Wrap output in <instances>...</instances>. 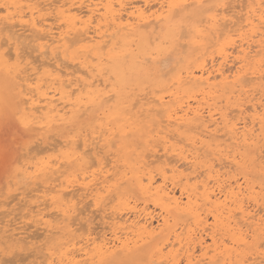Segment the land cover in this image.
Returning a JSON list of instances; mask_svg holds the SVG:
<instances>
[{"label":"bare ground","instance_id":"bare-ground-1","mask_svg":"<svg viewBox=\"0 0 264 264\" xmlns=\"http://www.w3.org/2000/svg\"><path fill=\"white\" fill-rule=\"evenodd\" d=\"M203 1L205 0H141V3H135L136 1L134 2V0H0V7H2V10L4 11H1L4 15H0V31H3L2 29L4 28L7 30V34H9V29L18 25L21 28H16V30L19 29L18 31H20V29H22L23 31L26 30V32L29 31L34 33L33 37H31V33L28 34L27 32L20 34L18 31L17 33L15 30H10V34L6 36L5 39L0 38V208L7 207L9 211L7 210L8 213L6 212V214L12 213L13 218L14 216H17L19 211L16 209L15 204L17 203V208L20 210V207H22L25 203L23 201L24 204L20 203L21 206H19L20 204L18 200L16 203L13 202L15 204H12V201L15 197L17 198V190L23 188L22 190L24 191L29 187L28 190L31 193L33 192L31 195V198L33 199L31 200L36 204L34 203L35 205H33L32 202H30L31 200L29 203L37 207L35 210L36 213L33 215V210L31 212L30 208H26L28 209V212H30L28 216L32 217L30 219H33V224L34 222L38 223L37 221L40 220L41 225L43 224L46 227V229H44L47 232H51V229H59L60 231H57L58 234L61 232L67 236H64L66 239L61 243L63 247H61V250L57 251L59 254H56V251V253L52 251V247H44L45 252L40 251L41 255L39 254L40 259L39 261H36L37 264H101L119 256L126 257L139 250L142 246L157 239L162 241L161 245L159 246L160 243L154 242L149 250V258L152 259L156 256L155 260H157V262L153 261L154 259L151 260L154 263L215 264V262L219 259V264H242V259L240 257L239 259H234V254H236L235 257L240 255V249L238 248L239 250L237 251L236 247L234 249V245H247L248 242L246 239H249L252 243H257L260 235L263 238L262 241H264V213L259 214L258 212L260 210L262 211V209L257 210L255 207L258 206L256 194H260L255 190V180H253L254 183H251L250 179L244 175L240 178L242 181H239L237 178L239 175H237L238 172L236 173V177L231 171L232 168L235 169L242 165L248 166L249 164H256L260 167L259 173L264 177V100H262L264 98L262 97L264 96V89H259L262 91H259V97H256L255 94L251 92V88L246 89V87L251 86H248L249 84H253L254 80H261L264 78V0H231V2L227 0L228 6L225 5L227 2L224 3L226 0L224 2H222L223 0L219 1L222 2L221 4H218L219 8L214 9L215 12L208 17L206 16L207 19L205 18L204 21L206 22V25L204 24L206 30L212 40H218L219 37L224 39L223 42L225 44L223 45V42H221L222 45L217 46L218 48H216V51H218L215 52V54L218 53V59H216L217 57H214L215 59L213 58V55L215 54L211 55L214 53L213 49H211L212 53H210V51L209 54L212 58H210L211 60L208 59L210 62L209 65L206 63V59L204 57L202 59L205 60H199L196 62L197 64H195L193 68L190 67L182 70L184 71L182 74L178 75V71L176 72L177 77L173 84H177L178 87L185 86V90L194 91V95L195 93H198V95L205 94L204 92H206V94L211 93L209 96L213 99L211 96L212 93L214 94L216 91L217 93H220V91L225 93L227 99L226 102H229V105L232 108L230 112L228 110L229 113L225 110L222 112L221 108L224 105L222 103V106L220 105L221 111H218L219 107L217 104L215 105L216 108L214 107L215 109L211 106L214 104H205L208 101H206L203 105V99H210H205V95L202 97V102H200L201 100H199L200 98L198 96L199 99L196 100L194 105H192V102V104L189 102L185 107H182L181 104L185 105L183 101L185 100L184 102H186L188 97L189 99L192 98L190 99L191 101L195 99H193V94L191 92L189 93L192 94L191 97L188 96L189 94H186L188 97L186 95H184V97L187 98H180L182 96L178 93V95H176L177 90L175 92L172 91L174 87L171 90L172 93H166L168 94V99L167 97L165 99L162 95V93L165 92H162L161 94L159 93V96L156 97H152L151 95L149 96L152 97V103L143 108L141 110V114L148 115L150 113L152 114V112L155 114H161L163 112L165 117L163 120L151 117L154 119L152 124L155 125V127L153 131L154 134L150 135L152 136L150 138H152V141L155 142L154 146H156V148L150 150L151 154L147 153L150 154V156L155 157L154 160L151 159V162L157 161L158 166L156 170H152L154 167L149 169L146 164H142L141 161H132L134 165L136 162H141L142 165L135 167L132 166L133 168H130L129 166V172L125 170V173L128 172L130 174L126 175L124 173L128 176L130 182L132 181L133 184L131 185L137 188L140 193L144 195L142 197L146 198L142 206L133 202L136 200L135 198L134 200L127 195V197L129 196V199H132V202L134 203L133 205L130 204L128 201L129 199L127 200L124 192L123 193L126 199H119L120 201H117L119 204L116 203V206H118L117 208H105L99 203V199L102 197V190H110L107 177L110 175L111 171L108 169L110 168L108 165L106 166L108 167L107 169H103V164H108L111 158L107 159V156L110 154L107 153L106 150H103L105 145L103 146L102 139H100L102 134H100V136L94 135L91 139H88L87 136V139L83 138L79 143L76 142L77 139L69 140V138L67 140L62 139L60 141L52 139V142H49L48 138L50 137V133L48 134L49 136H47L46 132V136H42L43 132L41 130H43V128H49L58 121H64L68 118L67 115L79 113V110L85 109V107L89 104L105 95V92H103L100 88L101 84H105L104 81L100 79V76H102L101 65L104 66L103 63L106 60H111V58L108 59V55L103 56L102 54L104 53H100L101 55L98 54L95 57V60L97 58V61L99 62H94L96 64L94 65L90 61V54L92 53L89 54V51L91 48L103 49V47H107V51L110 53L112 50L114 51V47H119V45L118 47L115 46L117 41L119 42L122 38L125 40L127 39L124 38L125 35L128 36L130 32L132 34L141 26H144L145 28L152 22L154 23L161 19H165L173 11V13L176 14V9L183 11V9L188 6H194L196 11L199 12L201 9V11H203V8H201ZM206 8L208 9L211 7L209 5ZM190 15H192V13ZM190 15L186 16L190 17ZM196 20L197 19H195V22ZM191 21H194V19L192 18ZM200 22L202 23L203 19H201ZM156 24L157 23H154V26ZM198 27H196V29ZM201 29L203 30V27H201ZM116 32H118V35H116ZM119 32H121L120 37ZM155 32H157V29H155ZM193 33L194 32H192V34ZM24 34L26 36H24ZM27 34L31 37L30 39L27 37ZM179 34L182 33L179 31ZM201 34L203 33H200L199 35L201 36ZM21 35H23L22 38H20ZM133 35L130 37L133 38ZM36 36L37 38H42L44 40L43 43L39 44V50L42 55H44V59L47 60L41 59L39 61L38 58H36L37 63L33 62L35 65H31L27 72V68H21L22 62L25 59L22 58L21 60L23 61H19V58L24 57V54L20 57L23 53L22 48L26 46L23 41L30 45L28 42L33 41L31 39L36 38ZM69 36L82 43V45H80V50L84 51V54L81 55V58L79 59H66L64 55L58 54L60 47H67V38H70ZM139 37H136L138 41H140ZM142 38L145 40V37ZM196 38L194 39L195 41L198 39ZM18 40L21 42H19V46L22 47V43L24 44L21 49L17 47V44H19L17 43ZM133 40L131 39L130 42H134ZM164 40H166V38ZM73 41L74 40H71V42ZM127 43L128 41L125 42L126 45ZM213 43L215 42L213 41ZM120 44L124 43L122 42ZM141 44L144 45L143 42ZM35 45L33 46L32 44L30 46H33L36 49L37 47ZM196 45L200 44L197 42ZM210 45L206 46L205 49ZM216 45L214 44L211 46L215 48ZM228 45L230 49L226 47ZM78 46L79 45L77 44V47ZM141 46H139V48H141ZM128 48H125V50L132 53L131 49ZM159 48L157 50H159ZM18 49H20L22 53ZM123 49L124 48L120 49L119 47V50L121 51L120 55L123 54ZM205 49L204 51H206ZM183 50L186 51L185 48ZM117 51L118 49L115 52ZM19 52L21 54H19ZM72 52L73 51L70 53L72 54ZM96 52L97 51H95V53ZM127 52H125V54ZM24 53L27 54L26 52ZM118 53L115 54L117 57ZM78 57H80V55H78ZM197 57L198 55L196 58ZM32 58L31 61H36V59L34 60ZM29 59L30 58L26 60L30 62ZM24 64L27 66L29 63ZM117 65L118 64H116V66ZM45 66L46 68L44 69ZM121 66L122 65L117 66V69ZM124 67L125 66H123V68ZM126 68H124V71L129 69V67L128 69ZM119 74L122 73L119 71ZM108 77H110V75ZM263 84L264 83H262V85ZM112 86L113 85L110 87ZM167 86L163 87L167 88ZM147 87L149 89V86ZM166 88H164V90ZM179 88L180 89H178V91L180 90L182 93V89L184 88ZM258 88L259 87L256 88L257 91ZM108 91H106V93ZM184 92L185 91L183 90V94ZM75 93H77L76 96ZM157 93L158 92H156V94ZM78 94L80 95L78 96ZM84 95L87 97L85 102L82 100L84 99ZM131 95L134 94L131 93ZM145 96H147V94ZM216 97H214V99ZM219 97L220 96L216 99ZM177 98L182 99L180 104L181 106L179 104L178 106L174 105ZM138 99L139 98H136L135 100L138 101ZM142 99H144L143 96ZM222 99L223 95L219 100ZM107 100H109V98H107ZM146 100L149 102V98L145 99V101ZM219 100H216L215 103L219 102ZM227 108L230 109V107ZM216 109L218 117H216V113H214ZM115 110L117 111L118 109L114 108V111L110 114V118L114 115L116 116L117 112ZM120 118L122 119L124 117L121 116ZM108 124L105 126H108ZM119 124L120 123H117L116 126L115 123V127H118ZM130 126L129 127L131 129H136V125L133 128L132 125ZM149 127L151 130L153 129V127ZM122 128L123 126L121 125L120 129ZM117 132L120 133V131ZM51 137L54 138L53 136ZM68 145L72 147L69 149H74L72 150L74 152L77 148L79 149L76 150L75 153L71 152L72 155H76V164L78 163V165L85 166V168L88 169L91 165H94L93 162L99 166H96L98 170L91 168L93 170L88 172L87 176L83 175L81 177L83 181H80L79 179L81 178L77 176L79 178L78 181L81 183L79 182L80 186L76 189L81 191L74 190V184H72L73 187L69 185L71 182L68 185L64 184L66 186L63 185L62 178L65 176L66 171L62 168V164L64 165V160L71 153L66 157H63L65 158L64 160L61 159L60 153L62 149ZM137 146L136 148H138ZM147 146H149V144ZM206 151H210L211 154L209 155ZM68 152H70V150ZM99 152L104 154L107 159L106 161H104L105 158L103 157V160L100 156V159L97 158V154ZM147 153L144 155L148 156ZM69 158H71V155L68 159ZM127 160L130 159L127 158ZM122 161H118L117 164L119 163L122 165L120 163ZM181 163L183 166L186 164L187 166H185V169H190V172H184L185 169L183 167L182 168L184 170L181 168L179 169ZM73 165L75 166V164ZM125 165L127 166V163ZM72 172L73 171H71V174ZM83 172H80V174L79 172L77 173L81 175ZM77 173H75V175H77ZM117 174L115 175L117 176ZM156 175L159 177V181H156ZM84 176L88 177L87 181H84L86 179ZM192 177H194V180ZM122 178L124 182L125 177ZM190 179L193 180V182L191 181L192 184L189 182ZM68 180L69 179H67V181ZM72 180L73 179H71V181ZM118 181L120 180L118 179ZM112 183L110 182V184ZM131 185L129 187H131ZM70 186L73 189L70 188ZM176 186L179 188H177L179 190V194L175 192ZM16 191L17 193L15 194ZM23 191L21 192L22 194ZM24 193L28 194L26 196L30 197L29 192ZM20 197L23 196L21 195ZM260 197L261 196L258 197V200ZM87 198H89L92 203L91 207H93V209H91V211L93 214H95L94 211L99 213L100 216H97L96 213L95 217L97 216L98 219L101 217V224L103 227H107L108 230L95 231L91 229L93 228L92 226L90 228L89 222H87L89 218V215L87 214L88 211H86V213L82 209L84 205H79L80 203L82 205V202H84ZM21 199L22 198H20V200ZM23 200H26L25 196ZM260 200H263V198ZM89 202H87V205ZM148 203L158 209V212H156L155 209V213H157V215L155 214L156 216L154 215V211L151 210L152 208L150 207V209L148 207ZM26 206L29 205L27 204ZM26 206H23L22 208ZM44 207H48V209L50 208L53 211L51 213V210L49 209L50 211L48 210V212H45L46 214H55L52 216V221L57 220H54L56 216H60V219L63 221V225L59 226L56 223L57 225L55 224L54 226L51 224L52 221H50L51 219L49 217L48 218L50 220L42 218L41 215ZM258 207L260 208V206ZM14 210H17L16 215ZM3 211L5 210H0L1 213H3ZM45 211H47L46 208ZM125 212L126 214L129 212L131 216L125 215ZM1 213L0 216L6 215L4 213L2 215ZM19 213L24 217V212L23 214L22 211ZM26 215L27 213L25 214V217ZM49 216L51 217V215ZM207 216L211 217H208V219H211L210 222H208ZM15 219L17 218L15 217ZM28 220L25 223L30 226L31 224L28 223ZM62 221L59 222L62 223ZM81 222L82 224L85 222L86 225L84 223L85 226H83ZM0 223H2V221ZM19 225L21 227V224ZM220 229L226 231L224 234H229V239H227L226 236L225 238H222L224 236L223 234L222 237L218 236ZM8 230L2 229L0 231V233H6L5 237H3V240L5 238V242L13 240L14 242L16 241V244H18V241H22V243L24 241V244L28 243V241L25 240L28 238L27 235H19L20 237L15 238L13 237V232L16 231L10 229L8 232ZM79 231H81V233ZM41 233L42 232L37 233L36 235H42L43 233ZM76 233L80 235L76 236ZM32 235L30 236L32 237ZM206 238H209V244L206 243L208 242ZM223 239L229 240V242L227 243ZM43 240L44 239L41 241ZM51 242L52 241L48 242L47 245H49V243L51 244ZM53 242H55V240ZM261 243L262 242H260V244ZM165 244L167 245V248H169L167 252L162 254L165 250L161 252V249L165 247H162ZM263 244L264 242L261 246H263ZM257 246H259V243H257ZM245 249L246 247H244V250ZM32 250H34L33 247ZM197 250L199 253L196 252ZM31 252L32 254L34 253L33 251ZM15 253L17 254L16 250ZM28 253L27 255L30 256L31 253ZM156 253H159L160 255H157ZM19 254H21V259H23L22 253ZM248 255L246 257L248 259L251 258V261L246 262L245 260L243 263L264 264V250H257L254 252V256H252L253 253L249 255L250 257H248ZM26 256H24V258ZM39 256L37 255V257ZM11 257L8 258L10 259ZM0 259L6 260L7 258L2 256ZM18 259L20 260L19 256L17 260ZM22 261H24V259Z\"/></svg>","mask_w":264,"mask_h":264},{"label":"rangeland","instance_id":"rangeland-1","mask_svg":"<svg viewBox=\"0 0 264 264\" xmlns=\"http://www.w3.org/2000/svg\"><path fill=\"white\" fill-rule=\"evenodd\" d=\"M136 1V2H135ZM139 1V2H138ZM219 1H222V0H205V1H203V3H202V7L201 8H203V11H196L195 9V7L193 6H188V7H186V8H184L183 9V11L181 10V11H179L178 9H176L175 11H176V14L175 13H171L167 18H165V19H161V20H159V21H157V22H154V23H157L155 26H156V28H155V26H154V23L152 22V23H150V24H148L145 28H144V26H141L139 29H136L135 30V32H133L132 34H131V32L128 34V36L130 37V36H132L133 34H135V35H133V38H134V40H133V38H129L128 36H126L125 35V37L124 38H127L126 40L125 39H121L119 42L117 41V43L115 44V46L116 47H118V45H119V47H120V49H122V48H124L123 49V51H122V55H120L121 54V51L119 50V47L118 48H115L114 47V51L112 50V52H108L107 51V47L105 48V47H103V49L101 48V49H96V48H91V50L89 51V54L90 53H92V54H90V61L94 64V65H96L94 62H96V63H98L99 61H97L98 59L96 58V60H95V57H96V55H101L102 53H104V54H102L103 56H107L108 55V59H110L111 58V60H106L103 64H104V66H102L101 65V67H102V70H101V75L102 76H100V79H102V81H104V85H100L101 87V89H102V91L103 92H105V95L103 96V97H100V99L98 98L97 100H95L93 103H91V104H89L87 107H85V109H83V110H79V113H74V114H71V115H67V119H65L64 121H58V122H56V123H54L51 127H49V128H43V130H41L43 133H42V136H46V134H47V136H49L50 135V137L48 138V141L49 142H52V139H55V140H58V141H60V140H62V139H65V140H67L68 138H69V140L70 139H77L76 140V142H81L82 141V139L83 138H86L87 139V136H88V139H91L92 138V136H100V134H102V136H100V139H102V143H103V146H104V149L103 150H106L107 151V153H109L110 155H108L107 157V159H110L111 158V160L108 162V164H103V166H104V168L103 169H107L108 167H106L107 165L110 167V168H108V169H110L111 171H110V175H108V177H109V179H108V177H107V181H108V185L110 186V190L109 191H105V190H102V197L99 199V203L101 204V206H103V207H105V208H117L118 206H116V203L117 204H119L118 202L122 199H126L127 198V200L129 199V196H130V198H132V199H134L135 201H133L132 199H129L128 201H129V203L130 204H134L133 202H135L136 204H138L139 206H142L143 205V203H144V200H146V198L145 197H142V196H144V195H142L141 193H140V191L137 189V188H135V187H133L131 184H133L132 183V181L130 182V180L128 179V176H126L127 174H130V173H128L129 172V166H130V168H133V167H135V166H139V165H142V164H146V166H147V168H149V169H151V168H153L152 170H156V168H157V161H153L154 159H155V157H153V156H150V150L151 149H153V148H156V146H154L155 145V142H153L152 141V138H150V137H152V136H150V135H153L154 133H153V131H154V127H155V125H153L152 124V121H154V119L156 118H158L159 120H163L165 117H164V113L162 112L161 114L160 113H154V112H152V114L150 113V114H148V115H145V114H141V110L143 109V108H145V107H147V106H149L150 105V103H152V100H151V98L152 97H156V96H159L158 94L160 93H162V92H165V93H162V95L165 97V99H166V97H167V99H168V94H166V93H172V91L173 92H175L176 90L178 91V89H180L179 87H181V89L182 88H184L185 86H179L178 87V85L177 84H173V82H175V80H176V77H177V73H178V75L179 74H182L184 71H182V70H185L186 68H193L194 66H195V64H197L196 62H198L199 60H205L206 61V63L209 65V60L208 59H210V58H212V57H210L211 55H213V54H215V52H217L216 51V48H218L217 46H221L222 45V43L221 42H223L224 41V39L221 37H219V42H218V40H216V39H214V40H212L211 39V36L209 35V33H208V31L206 30V27H205V25H206V22H204L205 21V18H206V16L208 17V16H210V15H212L215 11H214V9H216V8H219V5L218 4H221L222 2H224L225 0H223L222 2H219ZM230 2H231V0H229ZM134 2L135 3H141V0H134ZM205 2V3H204ZM227 2V0L224 2V3H226ZM229 2V3H230ZM210 5V7L211 8H206L207 6H209ZM225 5H227L228 6V2L225 4ZM230 5V4H229ZM204 6H206V7H204ZM218 6V7H217ZM3 8L2 7H0V15L1 16H3L4 14H3V10H2ZM207 9V10H206ZM185 10V11H184ZM1 11H3V12H1ZM178 12H179V14H178ZM192 13V15H190ZM172 14H174V15H172ZM183 14H184V16H183ZM186 15H190V17L188 16H186ZM196 15V16H195ZM181 16V17H180ZM198 16V17H197ZM180 17V18H179ZM170 18V19H169ZM192 18L194 19V21H191L192 20ZM199 18V19H198ZM195 19H197L196 20V22H195ZM201 19H203V22L201 23L200 21H201ZM207 19V18H206ZM58 22V21H57ZM168 22V23H167ZM172 22V23H171ZM178 22V23H177ZM195 22V23H194ZM192 23V24H191ZM171 24H173V25H171ZM197 24H198V26L200 25L201 27H203V30L201 29V27L199 28L198 26H197ZM205 24V25H204ZM181 25V26H180ZM192 27H191V26ZM204 25V26H203ZM1 26V25H0ZM64 26V25H63ZM154 26V27H153ZM168 26V27H167ZM15 27V28H14ZM12 29H9V34H10V30H15V32H17L19 29H17L16 30V28H21L20 26H14ZM61 27H62V24H61ZM166 27V28H165ZM171 27V28H170ZM182 27V28H181ZM196 27H198L197 29H196ZM5 28H7V27H5ZM64 28V27H63ZM157 29V32H155V29ZM161 28V29H160ZM173 28V29H172ZM195 28V29H194ZM8 29V28H7ZM154 29V30H153ZM166 31H165V30ZM167 29H168V32H167ZM181 29V30H180ZM189 29H191V30H189ZM3 31H0V38H6V36H8L9 34H7V30H5L4 28L2 29ZM188 30V31H187ZM148 31V32H147ZM171 31V32H170ZM173 31V32H172ZM179 31H180V33H182V34H179ZM181 31H183V32H181ZM196 31V32H195ZM2 32H3V34H4V37H3V34H2ZM18 32H20V34H23V33H27L28 32V34L29 33H31V32H29V31H27L26 32V30L25 31H23L22 29H20V31H18ZM17 32V33H18ZM166 32H167V34H169V35H167L166 34ZM192 32H194L193 34H192ZM156 33H157V35H156ZM172 33V34H171ZM187 35H185V34ZM200 33H203V34H201V36H203V37H201L199 34ZM27 34V37L30 39L31 37H33V35H34V33H31L30 35H31V37L29 36ZM155 34V35H154ZM167 36H166V35ZM204 34H206V35H204ZM36 35V34H35ZM116 35H118V32H116ZM120 35H121V32H119V37H120ZM159 35V36H158ZM179 35H180V37H179ZM195 37H194V36ZM199 35V36H198ZM24 36H26L25 34H24ZM72 36V35H71ZM71 36H69L70 38H67V47H60V50H58V54H62V55H64L65 56V58L66 59H72V58H75V59H79V58H81V55H83L84 54V51H81L80 49H81V47H80V45H82V43L81 42H78V41H76L75 39H73ZM139 37L140 38V41H138L137 40V38L136 37ZM145 37V40H144V38H142V37ZM174 36H175V38H174ZM185 36V37H184ZM191 36V37H190ZM23 37V35H21V37L20 38H22ZM116 37H118V36H116ZM172 37V38H171ZM199 39H197V38ZM200 37V38H199ZM206 39H205V38ZM27 38V39H28ZM36 38H37V36H36ZM34 38L35 39V41H34V39L32 38L31 40H33V41H31V42H28L27 40V42L28 43H30V45H32L33 44V46L35 45L37 48L35 49L33 46H30V45H28L25 41H23V43L24 44H26V46H24V44L22 43V45L24 46H19L20 45V43L22 42L21 41V39H20V41L18 40V42L17 43H19V44H17L18 46L17 47H19L20 49L22 48V51H23V53H22V51L20 50V49H18L19 51H21V53L19 52V54H21L20 55V57L21 56H23V54H24V57H21V58H19V61H23V60H21L22 58L23 59H25L23 62H22V69H25V68H27L26 70H27V72H28V68L31 66V65H35V63H37V59L36 58H38V60L40 61L41 59H43V60H47V59H44L45 57H44V55H42V53H41V51L39 50L40 48V45L39 44H41V43H43V39L42 38ZM138 38V39H139ZM162 38H163V40H162ZM166 38V40H164ZM197 39L196 41L194 40V39ZM207 38H210V39H207ZM74 40L73 42H71V40ZM130 39V40H129ZM131 39L134 41V42H130L131 41ZM143 39V40H142ZM169 41H168V40ZM187 39V40H186ZM23 40V39H22ZM69 40H70V42H69ZM125 40V41H124ZM171 40V41H170ZM192 40H194V41H192ZM210 40V41H209ZM216 40V41H215ZM220 40H222V41H220ZM12 41V40H11ZM10 41V42H11ZM38 41H40V42H38ZM42 41V42H41ZM126 41H128V43L130 44H128L127 43V45L125 44V42ZM146 43H145V42ZM166 41V42H165ZM183 41V42H182ZM191 41V42H190ZM213 41L215 42V43H213ZM35 42V43H34ZM69 42V43H68ZM77 42V43H76ZM124 43V44H120V43ZM144 43V45L143 44H141V43ZM151 42V43H150ZM159 42V43H158ZM163 42V43H162ZM193 42V43H192ZM194 42H195V44H194ZM197 42L200 44V45H196L197 44ZM71 43V44H70ZM76 43V44H75ZM119 43V44H118ZM134 43V44H133ZM165 43V44H164ZM167 43V44H166ZM182 43V44H181ZM185 43H187V44H185ZM213 46L214 44L216 45L215 46V48L214 47H212L210 44ZM39 46H38V45ZM70 46H69V45ZM72 44H74V45H72ZM77 44L79 45L78 47H77ZM136 44V45H135ZM139 44V45H138ZM146 44V45H145ZM158 44H159V46H158ZM164 44V45H163ZM168 44H169V46H168ZM225 43L223 42V45H224ZM28 45V46H27ZM52 45H54V44H52ZM51 45V46H52ZM124 45V46H123ZM126 45V46H125ZM129 45V46H128ZM136 47H135V46ZM142 45V46H141ZM157 45V46H156ZM167 45V46H166ZM192 45H194V46H192ZM196 45V46H195ZM208 45H210L209 47H207L206 49H205V47L206 46H208ZM123 46V47H122ZM131 46H133V47H131ZM139 46H141V48H139ZM145 46V47H144ZM166 46V47H165ZM186 46V47H185ZM26 47H28V48H26ZM31 47H32V49H31ZM70 47H71V50H70ZM130 48L131 49V51H132V53H129V52H127L128 50H125V48L127 49V48ZM156 47V48H155ZM159 48V50H157L158 48ZM164 47V48H163ZM212 47V48H211ZM227 48H229V45L228 46H226ZM33 48H34V50H33ZM62 48V49H61ZM64 48V49H63ZM67 48V49H66ZM76 48H77V50H76ZM128 48V49H129ZM154 48V49H153ZM185 48V50L186 51H184L183 49ZM196 48V49H195ZM28 49V50H27ZM31 49V50H30ZM59 49V48H58ZM94 49V50H93ZM118 49V51H119V53H118V51L117 52H115L116 50ZM133 49H135V50H133ZM139 49V50H138ZM156 49V50H155ZM166 49V50H165ZM204 49L206 50V51H204ZM211 49H213V52L214 53H212V50ZM230 49V48H229ZM17 50V51H18ZM34 52H33V51ZM62 50V51H61ZM79 50V51H78ZM154 52H153V51ZM215 50V51H214ZM11 51V50H10ZM16 51V52H17ZM40 53H38V52ZM71 51H73L72 52V54L70 53ZM75 51H76V53H75ZM95 51H97L96 53H95ZM100 51V52H99ZM127 52L126 54H125V52ZM130 51V50H129ZM130 51V52H131ZM151 51V52H150ZM160 51V52H159ZM184 51V52H183ZM200 51V52H199ZM201 51H202V53H201ZM211 51V52H210ZM24 52H26L27 54H25ZM29 52H31V53H29ZM63 52H65V53H63ZM69 52V53H68ZM80 52V53H79ZM205 52V53H204ZM209 52L210 53H212L211 55L209 54ZM101 53V54H100ZM118 53V57H117V55H115V54H117ZM147 53H149V54H147ZM156 53V54H155ZM157 53H158V55H157ZM28 54H29V56H28ZM35 54V55H34ZM37 54V55H36ZM66 54H67V56H66ZM71 54V55H70ZM113 54V55H112ZM125 54V55H124ZM134 54H136V55H134ZM145 54V55H144ZM154 54V55H153ZM192 54V55H191ZM218 54V53H217ZM217 54H215V55H213V58L215 57H217L216 59H218V56H217ZM28 57H27V56ZM41 55H42V57H41ZM78 55H80V57H78ZM92 55V56H91ZM94 55V56H93ZM111 55V56H110ZM139 55V56H138ZM152 55V56H151ZM183 55V56H182ZM198 55V57L196 58V56ZM35 57V58H32V57ZM76 56H77V58H76ZM115 56V57H114ZM200 56V57H199ZM70 57V58H69ZM94 58V59H92V58ZM205 57V59H202V58H204ZM207 57V58H206ZM28 58H30L29 60H30V62L29 61H27L26 59H28ZM31 58L32 59H36V61H31ZM189 58H191V59H189ZM195 58V59H194ZM214 58V59H215ZM92 59V60H91ZM179 59V60H178ZM189 59V60H188ZM95 60V61H94ZM146 60V61H145ZM211 60V59H210ZM112 61V62H111ZM187 62V63H185V62ZM190 63H189V62ZM193 61V62H192ZM208 61V62H207ZM33 62H35V63H33ZM50 62H52V61H50ZM117 62V63H116ZM184 62V63H183ZM24 63H29L27 66H26V64H24ZM33 63V64H32ZM39 63V62H38ZM118 64L117 66H120V65H122L121 67H118V69H117V66H116V64ZM23 64H24V67H23ZM115 64V65H114ZM182 64V65H181ZM21 66V65H20ZM26 66V67H25ZM115 66H116V68H115ZM123 66H125L124 68H126V69H128V67H129V69L128 70H126V71H124V68H123ZM186 66H188V67H186ZM113 67V68H112ZM167 67V68H166ZM172 67V68H171ZM175 67V68H174ZM46 68V66L44 67V69ZM119 68H120V70H119ZM180 68V69H179ZM263 68H264V66H263ZM111 69H113V70H111ZM154 69V70H153ZM159 69V70H158ZM178 69V70H177ZM106 70V71H105ZM117 70V71H116ZM122 73V74H119V71ZM122 70H123V72H122ZM174 70V71H173ZM181 70V71H180ZM165 71V72H164ZM178 71V72H177ZM106 72V73H105ZM172 72V73H171ZM177 72V73H176ZM160 73V74H159ZM175 73H176V76H175ZM116 76H115V75ZM110 75V77H108ZM113 75V76H112ZM120 76H121V78H120ZM102 77V78H101ZM116 78V79H115ZM170 78H172V79H170ZM118 79V80H117ZM121 79V80H120ZM120 80V81H119ZM140 80V81H139ZM172 80V81H171ZM138 81V82H137ZM168 81V82H167ZM257 81V82H256ZM166 82H167V84H166ZM172 82V83H171ZM256 82V83H255ZM113 83V84H112ZM171 83V84H170ZM262 83H264V78H262L261 80H254V82H253V84L251 83V84H249L248 86H250V87H246V89H250L251 88V92H253L254 94H255V96L256 97H259L260 96V92H262V91H260L259 89H264V84L262 85ZM157 84V85H156ZM166 84V85H165ZM168 84H170L169 86H167ZM259 84H261V85H259ZM111 85H113L112 87H110ZM115 85V86H114ZM135 85V86H134ZM104 86V87H103ZM147 86H149V89H148V87ZM162 86V87H161ZM163 86H167V88L166 87H163ZM174 87V88H173ZM257 87H259L258 88V91L256 90V88ZM154 88H155V92H154ZM162 88H163V90H164V88H166L164 91L162 90ZM169 88H170V91H169ZM172 88H173V90H172ZM157 89H158V91H157ZM255 89V90H254ZM105 90V91H104ZM109 90V91H108ZM136 90V91H135ZM145 90V91H144ZM160 90V91H159ZM172 90V91H171ZM183 90L185 91L184 92V94H183ZM106 91H108V92H110V93H106ZM148 91V92H147ZM167 91V92H166ZM176 91V95H180V96H182V97H180V98H183L184 97V95H186V94H189L190 92L193 94L194 93V91H190V90H185V88L184 89H182V93H181V91L179 90L178 92ZM219 91V90H218ZM256 91V92H255ZM260 91V92H259ZM156 92H158L157 94H156ZM188 92V93H187ZM259 94H258V93ZM112 93V94H111ZM131 93L132 94H134V95H131ZM136 93V94H135ZM178 93V94H177ZM205 94H199L198 95V93H195V95L193 94H189L188 96H190L191 97V95H192V97H193V99H195V100H190V99H192V98H190L189 99V97L187 98V97H184L183 99H185V98H187V100H186V102H184L183 101V103L185 104V105H183V104H181V100L182 99H179V98H177V100L175 101V103H174V105L175 106H178V104L180 105H182V107H185L186 106V104L187 103H191L192 105H194L195 104V102H196V100L197 99H199V100H201L200 102H202V97H203V95H205V99L206 98H210L212 101H213V99H214V97H218V96H220L218 99H214V101L212 102L210 99V101L209 100H204L203 99V105H204V103L206 102V101H208V102H206L205 104H207V103H212V104H214V105H211V106H213V108L215 107V105L217 104V106L219 107V109H218V111H221V109H222V112H224V110L226 111V112H228V110H229V112H230V110L232 109L231 108V106L229 105V102H226L227 101V99H226V94L225 93H223V92H221L220 91V93L218 94L217 93V91H216V93H212V97H213V99L209 96L210 94H206V92H204ZM109 94V95H108ZM113 94H115V95H113ZM122 94V95H121ZM147 94V96H145ZM156 94V95H155ZM165 94V95H164ZM182 94V95H181ZM217 94V95H216ZM220 94H222L223 95V99L222 100H219V99H221L222 98V95H220ZM225 94V95H224ZM77 95V93H75V96ZM80 94H78V96H79ZM138 95V96H137ZM152 96V97H149V96ZM83 96V95H82ZM137 96V97H136ZM142 96H143V98L144 99H142ZM198 96H199V98H198ZM208 96V97H207ZM139 98L138 99V101L137 100H135L136 98ZM146 97V98H145ZM149 98V102L146 100L145 101V99H148ZM262 97H264V96H262ZM87 97L84 95V99H82L84 102H85V99H86ZM107 98H109V100H107ZM110 98H112V99H110ZM135 98V99H134ZM261 98V97H260ZM103 99H105V100H103ZM134 99V100H133ZM226 99V100H225ZM262 99V98H261ZM107 100V101H106ZM151 100V101H150ZM216 100H219V102H216L215 103V101ZM225 100V101H224ZM262 100H264V98L262 99ZM134 101H136V102H134ZM145 101V102H144ZM221 101H224V102H221ZM118 102H119V104H118ZM133 102H134V104H133ZM146 103V104H144V103ZM178 102V103H177ZM264 102V101H263ZM120 103H122V104H120ZM149 103V104H148ZM221 103L222 104H224L223 105V107L220 109V107L222 106L221 105ZM228 103V104H227ZM180 105V106H181ZM221 105V106H220ZM228 105V106H227ZM95 106V107H94ZM116 106V107H115ZM133 106V107H132ZM227 107H230V109H226ZM82 108H84V107H82ZM81 108V109H82ZM114 108L115 109H118L116 112V116L114 115L112 118H110V114H111V112H113L114 111ZM216 108V107H215ZM214 108V109H215ZM108 110V111H107ZM83 111V112H82ZM106 111V112H105ZM140 111V112H139ZM228 112V113H229ZM82 113V114H81ZM214 113H216L215 114V116L216 117H218L217 116V109L215 110V112ZM121 114V115H120ZM123 114H125L126 115V117H125V115H123ZM82 117H81V116ZM142 115V116H141ZM161 115V116H160ZM100 116V117H99ZM108 116H109V118H108ZM124 117V118H120V117ZM141 116V117H140ZM93 117V118H92ZM95 117V118H94ZM154 118V119H152V118ZM160 117V118H159ZM83 118V119H82ZM105 118V119H104ZM126 118H128V119H126ZM98 121H97V120ZM107 120V121H106ZM122 120V121H121ZM126 120H127V122H126ZM101 123V124H100ZM109 123V124H108ZM115 123H116V126H117V123H120L119 125H118V127H115ZM125 123V124H124ZM131 123H133V124H131ZM106 124H108V126H105ZM124 124V125H123ZM123 126V128L122 129H120V126ZM127 125V126H126ZM130 125H132V128L133 127H135V125H136V129L134 130V129H131L130 127ZM134 125V126H133ZM126 126V127H125ZM130 126V127H129ZM149 126H151V127H153V129L151 130V128L149 127ZM56 127V128H55ZM124 127H125V129H124ZM138 127V128H137ZM54 128V129H53ZM71 128V129H70ZM96 128V129H95ZM127 128V129H126ZM128 128H130V129H128ZM120 131V133H118L117 131ZM123 129H124V131H125V133H126V135H125V133H124V131H123ZM138 129V130H137ZM151 131H150V130ZM54 130H55V132H54ZM91 130V131H90ZM107 130V131H106ZM114 130V131H113ZM127 130V131H126ZM133 130V131H132ZM144 130V131H143ZM146 130H147V132H146ZM105 131H106V134H105ZM45 132H46V134H45ZM57 132V133H56ZM88 132V133H87ZM93 132H94V134H93ZM95 132H97V133H95ZM50 133V134H49ZM53 133V134H52ZM49 134V135H48ZM52 134V135H51ZM71 134V135H70ZM81 134V135H80ZM51 136H53L54 138H52ZM57 136V137H56ZM83 136V137H82ZM184 136V135H183ZM70 137H72V138H70ZM74 137V138H73ZM79 137V138H78ZM146 137V138H145ZM81 138V139H80ZM183 139V138H182ZM148 140V141H147ZM150 140V141H149ZM144 141V142H143ZM145 141H147V142H145ZM122 142H123V144H122ZM150 142H152V143H150ZM115 143V144H114ZM130 145H129V144ZM113 145V146H111V145ZM128 144V145H127ZM149 144V146H147ZM123 145H124V147H123ZM134 145V146H133ZM138 145V146H137ZM136 146L138 147V148H136ZM69 148H72L70 145H68V146H66L65 148H63L62 149V151H61V153H60V157H61V159L62 160H64L65 158H63V157H66L68 154H70L71 152L73 153L74 151H72V150H74V149H69ZM128 148V149H127ZM66 149H69L70 150V152H68L69 150H66ZM118 149H120V150H118ZM64 150V151H63ZM76 150H79L78 148L76 149ZM76 150H75V152H76ZM142 150H144V151H142ZM68 153H67V152ZM125 151H127V152H125ZM67 154H66V153ZM74 152V153H75ZM150 153V154H148V153ZM72 153L70 154L71 155V158H69L68 159V157H70V155L69 156H67L66 157V159L64 160V165L62 164V168L63 169H65V176L62 178L63 179V185L64 184H69L70 182H71V184H69V185H71L72 186V184H74V186L75 187H73V188H75L74 190H79V189H76V188H79L78 186H80V181H83L82 180V176L83 175H88V172H90V171H92L93 169H96V170H98V168H96V166L97 167H99L98 166V164H96L95 162H93V164L94 165H89L90 167H89V169L88 168H85V166H81V165H78V163L76 164V160H75V156L76 155H72ZM111 153H114V154H111ZM117 153H118V155H117ZM148 154V156L147 155H144V154ZM206 153H208L209 155L211 154V152L210 151H206ZM116 154V155H115ZM103 155V156H102ZM114 155V156H113ZM97 158H99V156H100V158H105V156H104V154L102 153V152H99L98 154H97ZM112 156H113V158H112ZM117 158H116V157ZM143 157V158H142ZM146 157H148V158H146ZM99 158V159H100ZM103 158H102V160H103ZM121 158H123V159H121ZM126 158V159H125ZM127 158L128 159H130V160H127ZM137 158V159H136ZM145 158V159H144ZM106 158L104 159V161H106L107 160ZM117 159V160H116ZM121 159V160H120ZM143 161H142V160ZM151 159H153L152 161L153 162H151ZM112 160H114V161H112ZM123 160V161H122ZM126 162H125V161ZM141 161L142 162V164H141V162H136L135 163V165L133 164V162L132 161ZM147 160V161H146ZM118 161H122V162H120L122 165H120L119 163L117 164V162ZM148 161H150V162H148ZM67 162V163H66ZM71 162H73V163H71ZM132 162V163H131ZM66 163V164H65ZM127 163V166L125 165ZM73 164H75V166L73 165ZM153 164H154V166H153ZM156 164V165H155ZM184 164V163H183ZM119 165V166H118ZM148 165H149V167H148ZM182 163L180 164V166H179V169L181 168V169H185L186 167L185 166H187L186 164H184V166L182 165ZM248 165V164H247ZM250 165V166H249ZM248 166H245V165H242V166H240V167H237V168H232V174H235V176L237 177V175H238V180L239 181H242L240 178H242L244 175H246L247 176V178H249L250 179V182L252 183L253 182V180H255L253 183H254V185H255V190H256V192L257 193H260L259 195L258 194H256V198H257V201H258V206H260V208L258 207V206H255L256 208H257V210H260V209H262V211L260 210L258 213L260 214V213H264V208H262V207H264V203H262V202H264V177L259 173V170H260V167L259 166H257L256 164H249ZM113 166V167H112ZM115 166H117V167H115ZM126 166V167H125ZM133 166V167H132ZM151 166V167H150ZM66 167V168H65ZM78 167V168H77ZM83 167H84V170H83ZM95 167V168H94ZM125 169H124V168ZM128 167V168H127ZM183 167V168H182ZM249 167V168H248ZM256 167H258V168H256ZM91 168H93V169H91ZM112 168V169H111ZM251 168V169H250ZM117 169V170H116ZM122 169V170H121ZM128 169V170H127ZM183 169V170H184ZM188 169V168H187ZM185 169L184 170V172H186V173H188V171L190 172V169ZM234 169V170H233ZM125 170L126 171H128V172H126L125 173ZM258 170V171H257ZM71 171H73L72 172V174H71ZM84 171V172H83ZM87 171V172H86ZM121 171V172H120ZM257 171V172H256ZM77 173V172H79V174H80V172H83V173H81V175H79L78 173H77V175H75V173ZM119 172H120V175H119ZM238 172V173H237ZM87 173V174H86ZM118 173V174H117ZM123 173V174H122ZM126 175H125V174ZM236 173H237V175H236ZM241 173V174H240ZM69 174V175H68ZM72 176H71V175ZM115 174H117V176L115 175ZM121 174H122V176H121ZM156 174V173H155ZM257 174V175H256ZM68 175V176H67ZM115 175V176H114ZM240 175H241V177H240ZM251 175V176H250ZM76 178H75V177ZM79 178H81V179H79ZM86 176H84V178L86 177ZM120 176V177H119ZM115 177V178H114ZM122 177H125L124 179H125V181L123 182V178ZM251 177V178H250ZM255 177H257V178H255ZM65 178V179H64ZM88 177H86V179L84 180V181H87L88 179H87ZM111 178V179H110ZM121 178V179H120ZM190 178H191V175H190ZM67 179H69L68 181H67ZM71 179H73L72 181H71ZM78 179L80 180V181H78ZM114 179V180H113ZM118 179L122 182H120V181H118ZM192 179L194 180V177H192ZM160 179H159V177L156 175V181H159ZM193 180H191L190 179V183H191V181L193 182ZM112 183V184H110V182ZM78 182V183H77ZM80 182V183H79ZM121 184H120V183ZM128 182V183H127ZM261 182V183H260ZM263 182V183H262ZM118 183H119V185H118ZM125 183H127V184H125ZM259 185H258V184ZM192 184V183H191ZM77 185V186H76ZM131 185V187H129ZM64 186H66V185H64ZM70 186V188H72ZM262 187V188H260V187ZM260 189H259V188ZM72 188V189H73ZM131 188V189H130ZM178 188V186H176L175 187V192L177 193V194H179V188ZM23 188H21L20 190H17L18 191V193H17V191L15 192V194L17 193V198L15 197V199L12 201V204H15L16 202H17V200H18V202H19V204L20 203H23V201H24V205L23 206H26L27 204L29 205V206H26V207H24V208H22V207H20V210L22 211V214H23V212H24V217H25V214L27 213V215H26V217L24 218L23 217V215H21L19 212H21L18 208H17V203L15 204V206H16V209L19 211L18 212V214H17V210H14V213H15V215L17 214V216H14V218H13V214L11 213H9V214H6V212H7V207H4V208H0V210H5V211H3V213L4 214H6V215H3V213H1L3 216H0V222L2 221V223H0V225H2V226H0V231L2 230V229H5V230H12L13 229V231H16V232H13L14 234H13V237H20V236H26L27 235V239H25L26 241H28V243H25V244H27V245H25L24 244V241H23V243H22V241H18L17 243L18 244H16V241L14 242L13 240H10V241H8V242H5V238H4V240H3V237H5V235H6V233H0V258L3 256L4 258H7V259H9L8 257H11L9 260H3V259H0V264H2V263H4V264H11V262H12V264H21V262H22V264H37V262L36 261H39V259H40V256H39V254L41 253V252H45L44 251V247H52V251H58V250H61V247H63V245L61 244L62 242H64L65 241V237H67V236H65V234L64 233H59L58 234V232L60 231L59 229L57 230V229H51V232L50 231H46L45 229H46V227L42 224L41 225V222H40V220L39 221H37L38 223H35L34 222V224H33V219H30V218H32V217H29L28 216V214H30V212H28V209L30 208V211L32 212V210H33V212H32V215L34 214V213H36L35 212V210L37 209V207L36 206H33V205H35L36 203L34 202V201H32L31 199H33V198H31V195L33 194V192L31 193L28 189H29V187L28 188H26L24 191L22 190ZM257 189H258V191H257ZM28 190V191H27ZM263 190V191H262ZM23 191V194L21 193ZM79 191H81V190H79ZM101 191V190H100ZM105 191V192H104ZM131 191V192H130ZM260 191V192H259ZM262 191V192H261ZM24 192H29V194H30V197L29 196H26V195H28V194H25ZM126 194V198H125V195H124V193ZM135 192V193H134ZM111 193V194H110ZM123 193V194H122ZM134 193V194H133ZM263 193V194H262ZM116 194V195H115ZM23 196V197H20V196ZM124 195V196H123ZM127 195H129L128 197H127ZM138 197H137V196ZM257 195H258V197L259 196H261L260 197V199H262L263 198V200H258V197H257ZM24 196H25V199L26 200H23V198H24ZM121 197V198H120ZM20 198H22L21 200H20ZM109 198V199H108ZM141 198H144V199H141ZM89 201H90V199L89 198H87ZM85 200L84 202H82V205H81V203L79 204L80 206H83L84 205V207H82V209L86 212V211H88V221L87 222H89V226H90V228H91V226L93 227V228H91L92 230H95V231H104V230H108V228L107 227H103V225L101 224V217L98 219V217L97 216H100L99 215V213H97L96 211H94V213L95 214H93V212L91 211V209H93V207H91L92 206V203H91V201L89 202L88 200ZM120 199V200H119ZM31 200V201H30ZM35 200V199H34ZM107 200V201H106ZM109 200V201H108ZM137 200H138V202H137ZM140 200V201H139ZM29 201L30 202H32V204L31 203H29ZM89 202L88 203V205L90 206H88L87 205V202ZM118 201V202H117ZM133 201V202H132ZM262 201V202H261ZM13 202H15V203H13ZM86 202V203H85ZM259 202H261V203H259ZM35 203V204H34ZM85 203V204H84ZM90 203H91V205H90ZM142 203V204H141ZM11 204V203H10ZM33 206H31V205ZM105 204H106V206H105ZM110 204V205H109ZM112 204H114V205H112ZM260 204V205H259ZM262 204V205H261ZM14 206V207H15ZM19 206H21V204L19 205ZM79 206V207H80ZM88 206V207H87ZM28 207V209H26ZM148 207L152 210V211H154V215L156 214L157 215V213H155V209H156V212H158V209L157 208H155V207H153V206H151V204L150 203H148ZM6 208V209H5ZM33 208V209H32ZM45 208L47 209V211H45ZM86 208H87V210H86ZM50 209V208H49ZM48 207H44L43 208V210H42V218H44L45 220L47 219V220H50V221H52L53 219H52V216H54L55 214H46L45 212H48ZM88 209H90V210H88ZM149 209V210H150ZM51 210V213L53 212L52 211V209H50ZM49 210V211H50ZM9 211V210H8ZM91 211V212H90ZM26 212V213H25ZM8 213V212H7ZM44 213H45V215H44ZM96 213H97V216L95 217V215H96ZM84 214V213H83ZM125 215H127V216H131L130 214H129V212H127V214H126V212L124 213ZM129 214V215H128ZM46 215H47V217H46ZM49 215H51V217L49 216ZM155 215V216H156ZM12 217V218H11ZM15 217L17 218V219H15ZM18 217H20V218H18ZM40 217V216H39ZM46 217V218H45ZM50 219H49V218ZM85 217V218H86ZM208 217H210V216H207V219H208ZM94 218V219H93ZM211 218V217H210ZM208 219V222H210L211 221V219ZM13 219H15V220H13ZM28 220V223H30L31 225L29 226L28 224H26L25 222H27V220ZM55 219H57V220H55ZM98 219V220H97ZM43 220V219H42ZM54 220L55 221H52L51 222V224L52 225H54L55 226V224L57 223L59 226H62L63 225V221L60 219V216H56L55 218H54ZM92 220V221H91ZM62 221V223H60V222ZM11 222V223H10ZM59 222V223H58ZM95 222H97V223H95ZM6 223V224H5ZM84 223L85 222H83V224H82V222H81V224L83 225V226H85L86 225V223H85V225H84ZM8 224H9V226H8ZM19 224H21V227H20V225ZM40 224V225H39ZM56 224V225H57ZM96 224V225H95ZM19 225V226H18ZM38 225V226H37ZM14 226H15V228H14ZM41 226H42V228H41ZM17 227V228H16ZM27 229H26V228ZM31 227H32V229H31ZM35 227V228H34ZM36 227H37V229H36ZM101 227V228H100ZM7 228V229H6ZM45 228V229H44ZM107 228V229H106ZM16 229V230H15ZM20 229V230H19ZM39 230L38 232L37 231H35V230ZM97 229H100V230H97ZM9 230H8V232H9ZM43 230V231H42ZM52 230H53V232H52ZM22 231V232H21ZM30 231V232H29ZM32 231V232H31ZM58 231V232H57ZM7 232V233H8ZM11 232V233H12ZM27 232V233H26ZM40 233V232H42L41 234L42 235H36L37 233ZM80 233H81V231H79ZM78 232V233H79ZM222 232V233H221ZM30 233V234H29ZM35 233V234H34ZM107 233V232H106ZM219 234H218V236H221L222 237V234L224 235L222 238H225V236H226V238L227 239H229L228 237V235L229 234H224V233H226V231H223V230H221L220 229V231L218 232ZM29 234V235H28ZM33 234V235H32ZM47 234V235H46ZM20 235V236H19ZM30 235H32V237L30 236ZM76 236H79L77 233L75 234ZM108 235V234H107ZM31 238H30V237ZM37 238H36V237ZM44 236V237H43ZM48 236V237H47ZM65 236V237H64ZM64 237V238H63ZM260 237V238H259ZM258 238V241H257V243H259V246H261L262 245V243L264 242V241H262V236L260 235ZM40 238V239H39ZM59 238H60V240H59ZM42 239H44L43 241H41ZM58 239V240H57ZM260 239H261V241H260ZM55 240V242H53ZM206 240L208 241V242H206V243H210V240H209V238H206ZM225 242H229V240H226V239H223ZM3 241H4V243H3ZM50 241H52L51 242V244L49 243V245H47L48 244V242H50ZM59 241V242H58ZM246 241L248 242L247 243V245L246 244H238V245H240V246H235L234 245V249H235V247H236V249H237V251L240 249V255H238V257H235L236 256V254H234V259H239V257L242 259V264H247L246 262H250L251 261V258L250 259H248L246 256L249 254V255H251V253H253V255L252 256H254V252H256L257 250L259 251H263L264 250V244H263V246H261V247H259V246H257V243H252V242H250V240L249 239H246ZM44 244H43V243ZM154 242H158V243H160L159 244V246L161 245V242L162 241H160L159 239H157V240H155V241H152V242H150L149 244H147V245H144V246H142L139 250H137V251H135L134 253H132V254H130V255H128V256H119V257H116V258H113V259H110V260H108V261H106V262H104V263H106V264H162V263H156L157 262V260H155V258H156V256L155 257H153L152 259H154L153 261H156L155 263L153 262V261H151L152 259L151 258H149V250H150V248L152 247V245L154 244ZM260 242H262L261 244H260ZM15 243V244H14ZM40 243H42V244H40ZM54 243V244H53ZM239 243V242H238ZM20 244H23V245H20ZM56 244V245H55ZM61 244V246L59 247V245ZM256 244V245H255ZM33 245V246H32ZM39 245V246H38ZM52 245V246H51ZM257 246V247H255V246ZM6 246V247H5ZM12 246V247H11ZM23 246V247H22ZM42 246H43V248H42ZM57 246V247H56ZM166 248H165V247ZM169 246V245H168ZM242 246H244V247H246V249L244 250V247H242ZM32 247H33V249L34 250H32ZM42 249H41V248ZM162 247H164L163 249H161V252L163 251V250H165L164 252H162V254H164L165 252H167L168 251V248H167V245L165 244V245H163ZM263 247V248H262ZM9 250H8V249ZM11 248V249H10ZM14 248V249H13ZM15 248H17V249H15ZM55 248H57V249H55ZM239 248V249H238ZM253 248V249H252ZM259 248H261V249H259ZM26 249V250H25ZM167 249V250H166ZM5 250V251H4ZM15 250H16V252H17V254L15 253ZM22 250H24V251H22ZM245 252H244V251ZM248 252H247V251ZM10 251H11V253H10ZM31 251H33L34 253L32 254V252ZM41 251V252H40ZM15 254H14V253ZM25 252H26V254H25ZM29 252V253H28ZM55 252V253H56ZM196 252H198V250L196 251ZM241 252H242V254H241ZM250 252V253H249ZM5 253V254H4ZM19 253H22V258L24 259V261H22L23 259H21V254H19ZM27 253L28 254H30V256L29 255H27ZM37 253V254H36ZM199 253V252H198ZM247 253V254H246ZM13 254V255H12ZM56 254H59V252H57ZM157 254V253H156ZM159 254V253H158ZM157 254V255H158ZM26 256L25 258H24V256ZM37 255L39 256V257H37ZM41 255V254H40ZM160 255V254H159ZM248 255V257H250ZM18 256L20 257V260L18 261L17 260V258H18ZM251 256V257H252ZM17 257V258H16ZM128 257H130V258H128ZM244 257V258H243ZM247 258V259H246ZM16 259V260H15ZM33 259V260H32ZM182 259V258H181ZM3 260V261H2ZM26 260V261H25ZM219 260V259H218ZM216 261L215 262V264H219V262H220V260L219 261ZM246 260V262H244L243 263V261H245ZM6 261V262H5ZM10 261V262H9ZM29 261V262H28ZM35 263H34V262ZM135 261V262H134ZM137 261V262H136ZM18 262V263H17ZM26 262V263H25ZM104 263H101V264H104ZM235 264V263H234Z\"/></svg>","mask_w":264,"mask_h":264}]
</instances>
